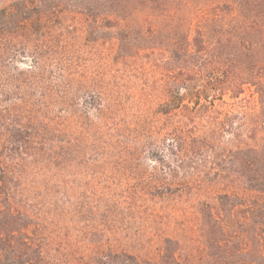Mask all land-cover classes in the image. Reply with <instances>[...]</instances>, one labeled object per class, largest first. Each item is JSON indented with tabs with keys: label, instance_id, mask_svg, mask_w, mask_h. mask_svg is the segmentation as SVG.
Returning a JSON list of instances; mask_svg holds the SVG:
<instances>
[{
	"label": "trees",
	"instance_id": "16d2710c",
	"mask_svg": "<svg viewBox=\"0 0 264 264\" xmlns=\"http://www.w3.org/2000/svg\"><path fill=\"white\" fill-rule=\"evenodd\" d=\"M188 1L10 0L0 7V264H264V0ZM79 15L113 21L121 61L148 66L153 79L113 93L85 75L64 32H54ZM16 50L31 57L28 70L14 65ZM8 68L17 74L4 77ZM84 94L100 112L113 96L114 105L136 109L117 137L133 161L145 151L163 176L199 189L223 185L214 203H200L199 257L171 237L154 259L63 245L58 231L81 208L70 184L114 151V136L85 137Z\"/></svg>",
	"mask_w": 264,
	"mask_h": 264
},
{
	"label": "rangeland",
	"instance_id": "374dc122",
	"mask_svg": "<svg viewBox=\"0 0 264 264\" xmlns=\"http://www.w3.org/2000/svg\"><path fill=\"white\" fill-rule=\"evenodd\" d=\"M9 2L0 0V7ZM188 2L190 6L199 7L206 0ZM60 30L64 32V42L70 43L68 49L82 58L83 69L87 71L84 74L98 79L93 80L98 86L113 93L114 90L126 92L131 91L134 85L143 87L147 80L153 79L154 73L148 66L136 70L121 61L117 50L118 27L113 21L95 22L79 15L65 19L61 26L54 28L55 33ZM13 57L17 69L28 70L33 65L30 56L24 57L17 50ZM17 69H4V77L17 74ZM19 97L12 99L21 100ZM38 97L33 93L32 98ZM92 101L86 94L80 100L84 102L81 108L84 110L85 137L93 142V136H114V151L109 154L110 160L99 159L88 168L80 169L79 181L70 184L76 191L73 199L81 202V208L74 213L78 214L76 222L71 221L58 231L63 245L80 247V250L92 246L111 247L135 253L142 259H154L159 255L164 239L171 237L182 239L190 252L199 257L203 253L200 203H214L223 185L199 189L191 182L184 183L186 180L180 176H163L159 163L151 162L145 151L140 160L133 161V151L117 144V137L124 133V130L118 131L120 123L125 121L133 125L135 117L131 113L136 109L127 111L120 105H114L113 96L111 108L100 112L93 108ZM155 106L152 104L147 111ZM123 141L121 144L127 140ZM96 144L104 147L102 141ZM126 145L132 146V142L128 140ZM91 146L88 149H92ZM163 186L173 192H165L167 188ZM162 192H165L164 196Z\"/></svg>",
	"mask_w": 264,
	"mask_h": 264
}]
</instances>
